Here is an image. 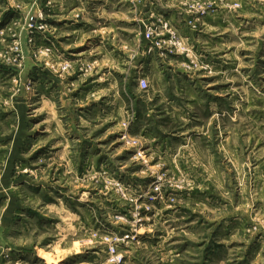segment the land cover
Segmentation results:
<instances>
[{"label":"rangeland","instance_id":"rangeland-1","mask_svg":"<svg viewBox=\"0 0 264 264\" xmlns=\"http://www.w3.org/2000/svg\"><path fill=\"white\" fill-rule=\"evenodd\" d=\"M0 264H264V0H0Z\"/></svg>","mask_w":264,"mask_h":264},{"label":"built area","instance_id":"built-area-1","mask_svg":"<svg viewBox=\"0 0 264 264\" xmlns=\"http://www.w3.org/2000/svg\"><path fill=\"white\" fill-rule=\"evenodd\" d=\"M145 37L148 40H154L155 39V31L153 29H150L148 31L145 32ZM139 87L141 90L143 91H147L149 88V83L146 79H143L142 81H140ZM126 239H128L127 237H125ZM123 241V240H122ZM113 255H115V251H113ZM115 262H120V258H114L113 259Z\"/></svg>","mask_w":264,"mask_h":264}]
</instances>
